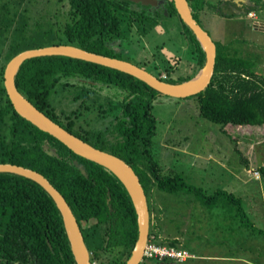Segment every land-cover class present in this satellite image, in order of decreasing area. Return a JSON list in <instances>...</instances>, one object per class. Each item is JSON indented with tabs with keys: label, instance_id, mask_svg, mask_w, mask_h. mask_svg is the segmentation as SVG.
<instances>
[{
	"label": "trees",
	"instance_id": "obj_1",
	"mask_svg": "<svg viewBox=\"0 0 264 264\" xmlns=\"http://www.w3.org/2000/svg\"><path fill=\"white\" fill-rule=\"evenodd\" d=\"M57 2L62 19L56 35L52 32L57 39L49 46L73 45L124 60L122 53L116 52L113 47L125 35L124 22L129 23V19L135 15L138 20L153 21L146 14V10L140 13L134 11L132 6L135 4L128 0ZM169 4V14L179 17L173 0ZM64 7L67 8L65 11ZM195 7L202 10L203 2L195 0ZM156 22L158 20L152 25ZM182 26L195 58L197 73L205 64V53L192 31L183 22ZM22 51L14 46L5 59L0 60V163L23 166L41 173L63 194L81 221H98L91 232H88L87 238L96 256L92 258L93 263L125 264L139 236L132 200L118 178L106 171L105 167L76 155L56 138L41 131L16 112L4 86V72L10 60ZM165 68L168 74L166 81L175 83L170 80V70ZM256 68L257 63L253 58L246 57L233 45H217L215 74L210 86L206 91L190 97L198 100L201 117L222 125L224 131L232 127H263L264 76ZM161 75L162 72L159 77ZM192 77L179 83L189 81ZM75 80L81 82L74 89V101L83 99L82 107L104 109L108 106L112 111L121 109L117 130L122 140L118 146L102 149L119 155L131 165L146 192L149 189H158L169 194L192 192L193 189L182 178L163 176L153 156V139L157 135L158 125L153 109L159 93L146 83L101 65L54 56L26 61L19 70L16 84L19 91L41 112L81 138L72 128L74 122L67 125L61 120L56 104L51 100L59 87H62L63 95L67 91L73 93L71 86L74 83L71 81ZM104 87L120 91L123 95L122 101H109L107 105L94 101L96 90ZM63 113L67 114L65 110ZM72 116L73 113H70L69 118ZM83 140L88 142L85 138ZM46 142L54 146L55 156L50 155L48 149L44 148ZM68 155L86 166L89 177L83 175L70 160L62 159ZM256 172L264 181V162H260ZM108 193L113 208L111 214L107 204ZM222 196H226V199ZM221 200L225 201L223 205L234 207L238 219L247 218L242 199L226 195L223 191L206 197V203L213 208L219 206ZM103 213H107V219L101 218ZM244 219L241 221L243 224ZM104 220L109 221L107 236L98 230L99 222ZM152 236L161 245L185 250L178 240L160 241L154 232H151L150 237ZM105 244L114 256L107 261L98 257ZM30 255L39 264H76L61 214L49 194L29 179L13 174H0V264L25 262ZM151 263L144 261L142 264ZM258 263L264 264V260ZM154 264L175 263L155 260Z\"/></svg>",
	"mask_w": 264,
	"mask_h": 264
},
{
	"label": "rangeland",
	"instance_id": "obj_2",
	"mask_svg": "<svg viewBox=\"0 0 264 264\" xmlns=\"http://www.w3.org/2000/svg\"><path fill=\"white\" fill-rule=\"evenodd\" d=\"M209 12L201 15L200 20L216 44L238 48L243 55L253 58L256 71L264 76V12L253 11L257 20L232 15L235 17L232 21ZM61 13L57 0H0V60L14 46L23 51L48 47L57 39ZM149 23L145 27L136 23L129 28L128 22H124L125 35L116 46L117 51L122 48V52L126 49L130 54L122 58L157 77L161 72L167 74L165 67H168L170 80L175 83L192 77L194 64H189L185 41L177 30L179 25L183 28L180 19L167 20L166 27L158 26L153 31L149 28L154 24ZM79 82L71 81L73 93ZM61 90L59 87L51 97L58 112L70 113L79 108L81 101L75 102L74 94L67 91L63 95ZM96 92L94 101L104 105L121 96L120 91L107 87ZM153 114L158 125L152 150L161 174L178 176L193 189L177 194L148 190L150 209L154 211V235L164 242L178 240L195 255L184 264H245L243 258L263 261L264 181L257 177L256 171L260 162H264V126L232 127L224 131L222 125L201 117L196 98L175 100L159 95ZM218 191L242 199L247 218L238 219L234 207L223 205L224 200L219 206H209L206 197ZM154 261L150 260L151 264Z\"/></svg>",
	"mask_w": 264,
	"mask_h": 264
},
{
	"label": "water",
	"instance_id": "obj_3",
	"mask_svg": "<svg viewBox=\"0 0 264 264\" xmlns=\"http://www.w3.org/2000/svg\"><path fill=\"white\" fill-rule=\"evenodd\" d=\"M128 1L153 7H156L159 4L158 0ZM173 2L180 19L196 36L205 53L206 60L203 68L189 81L170 83L127 60L100 55L73 45H53L23 51L10 60L4 72V86L7 94L14 109L22 118L41 131L48 133L59 140L76 155L104 166L114 173L124 185L136 211L139 232L132 254L125 264H142L144 250L150 238V207L148 197L139 177L133 168L122 159L106 151L95 148L70 133L54 122L46 114L41 112L19 91L16 84V77L21 66L28 60L42 57L61 56L94 63L123 72L146 83L149 87L156 90L159 95L171 99L182 100L196 96L206 91L212 82L216 67L217 45L211 35L193 17L188 0H173ZM199 75L201 76L198 81L191 84L193 79ZM47 151L52 156L56 155L55 150ZM76 166L81 170L83 175H86L85 168L82 165L76 163ZM0 174L17 175L40 185L53 199L59 209L76 264H95L91 261L89 250L73 210L69 206L65 197L44 175L30 168L10 163H0Z\"/></svg>",
	"mask_w": 264,
	"mask_h": 264
},
{
	"label": "flooded vegetation",
	"instance_id": "obj_4",
	"mask_svg": "<svg viewBox=\"0 0 264 264\" xmlns=\"http://www.w3.org/2000/svg\"><path fill=\"white\" fill-rule=\"evenodd\" d=\"M159 4L156 7L153 6H144L142 4H135V6H132L133 10L140 12H144L143 10H146V14L148 16H150V19H152L153 21H149L150 25L158 20V23L156 22V24L152 27L149 28L150 31L155 30L158 26H164L166 27L167 24H165V21H176L177 16H171L169 14L168 9L170 8V4L169 1L170 0H158ZM203 2V9L202 10H198L195 7V0H188L189 6L192 10V14L193 17L195 18V20H197V22L203 27V25L201 24V15L205 16L208 13H210L209 11H212V14H215L217 16L223 17L227 20H234L235 17H233L232 15L236 16V18H242V17H247L249 12L255 11L256 13H261L264 12V0H218V2L214 3L212 0H200ZM251 10V11H250ZM137 15L133 16L132 18L129 19V28L134 25V24H139L140 26L145 27L146 23H148V21L144 22V20H138L137 19ZM181 22V20H180ZM182 24V22H181ZM183 27V26H182ZM204 28V27H203ZM205 29V28H204ZM177 30L179 31V34L184 36V28H181L180 25L177 28ZM264 30V29H263ZM208 32V31H207ZM209 33V32H208ZM214 40V39H213ZM119 43H121V39H118ZM216 43V42H215ZM117 44H114L113 47L115 49L116 52H121L122 55H129L130 53L127 52L128 50L123 49L122 52V48L119 49V51H117ZM217 45V44H216ZM126 51V52H125ZM130 62V61H129ZM93 83V82H91ZM77 88V86L75 87ZM97 93V92H96ZM95 93V94H96ZM74 94L73 99L76 97L75 93ZM94 94V95H95ZM120 94V93H119ZM93 95V96H94ZM123 96V95H121ZM119 96V98L114 99L113 101L115 103H119L122 101L123 97ZM81 101L79 108H77L76 110L70 111V113H73L72 118H69L70 113H67L66 115L61 111L60 113L57 110V114L61 117V120L67 124V125H71L72 122H74V124H72V128L77 132V134H79L82 138V140L85 138L88 140L85 141L87 143H89L90 145L94 146L95 148H98L100 150H103L102 147H115L118 146V143L122 140V137L119 135V131L117 130V122H118V118L120 117V115L122 114L121 109H114L113 111L111 110V108L105 107L104 109H99L97 107H92V108H85L82 107L83 104V99H78L77 101L75 100V102H79ZM109 104V103H108ZM83 122V124L81 123ZM85 123V125H84ZM104 123H107L105 128H102V126ZM61 126V125H60ZM99 126V127H98ZM63 127V126H62ZM64 128V127H63ZM65 129V128H64ZM68 131V130H67ZM71 133V132H70ZM72 134H74L75 136H77L75 133L72 132ZM78 137V136H77ZM80 138V137H78ZM80 138V139H81ZM59 141V140H58ZM63 144V143H62ZM53 145L50 142H46V144L44 145L45 149L48 150H55L53 149ZM106 151L120 159H122L119 155L112 153L109 150H103ZM153 151V150H152ZM56 152V151H55ZM73 152V151H72ZM74 153V152H73ZM154 156V155H153ZM81 157V156H80ZM62 158V157H61ZM83 158V157H82ZM65 160H70L75 166L76 163H79L80 165H82L85 168L86 171V176H88V172H87V168L86 166L81 163L78 159H75L72 155H68L66 156V158H62ZM86 159V158H84ZM88 160V159H86ZM123 160V159H122ZM91 161V160H89ZM125 161V160H123ZM93 162V161H92ZM126 162V161H125ZM96 163V162H95ZM127 163V162H126ZM98 164V163H97ZM128 164V163H127ZM100 165V164H99ZM129 165V164H128ZM102 166V165H101ZM131 166V165H130ZM77 167V166H76ZM104 167V166H103ZM132 167V166H131ZM78 168V167H77ZM133 168V167H132ZM79 169V168H78ZM106 171H108L111 174L112 173L110 170H108L107 168H105ZM80 170V169H79ZM134 170V168H133ZM81 171V170H80ZM135 171V170H134ZM82 173V172H81ZM136 173V171H135ZM83 174V173H82ZM137 174V173H136ZM115 175V174H114ZM116 176V175H115ZM138 176V175H137ZM89 177V176H88ZM117 177V176H116ZM139 177V176H138ZM140 179V178H139ZM119 180V179H118ZM120 181V180H119ZM121 182V181H120ZM141 182V181H140ZM52 184V183H51ZM142 184V183H141ZM53 185V184H52ZM123 185V184H122ZM54 186V185H53ZM124 186V185H123ZM143 186V185H142ZM55 187V186H54ZM56 188V187H55ZM144 188V187H143ZM57 189V188H56ZM58 190V189H57ZM145 190V189H144ZM59 191V190H58ZM127 191V190H126ZM60 192V191H59ZM146 192V191H145ZM61 193V192H60ZM62 194V193H61ZM63 195V194H62ZM108 198H107V204L109 206L110 209V214L113 213V208L111 206V197L110 194L108 193ZM146 195L148 197V194L146 192ZM66 199V198H65ZM67 201V200H66ZM148 202H149V197H148ZM69 204V203H68ZM70 206V205H69ZM149 207H150V203H149ZM154 212V211H153ZM153 212H151L150 209V213H151V226H150V234L152 232V226H155L153 224ZM75 214V213H74ZM77 222L80 226V229L82 231L85 243L87 245V248L89 250L90 253V257H91V261L93 257L95 256L94 251L90 248L89 246V241H88V232H91L90 230L94 227V224L98 221H96L94 223V221H91L89 223H85L84 221H81L78 217V215H75ZM102 219H107L108 215L107 213H103L101 216ZM109 226V221H102L99 222L98 227L101 233L105 234L107 236V229ZM107 255V256H105ZM114 257L113 254L110 253V249L109 247H107V245H104V248L101 249L99 251V256L101 259H104V257ZM30 258H26L27 260L25 262H17L16 264H39L37 261H35L34 258H32V256H29Z\"/></svg>",
	"mask_w": 264,
	"mask_h": 264
},
{
	"label": "built area",
	"instance_id": "obj_5",
	"mask_svg": "<svg viewBox=\"0 0 264 264\" xmlns=\"http://www.w3.org/2000/svg\"><path fill=\"white\" fill-rule=\"evenodd\" d=\"M250 19H256L257 16L252 12L248 14ZM161 78L163 80H167L168 74H162ZM257 177L259 178L260 175L257 172ZM195 258V255L191 254L187 250H183L177 247L169 246V245H161L158 243L155 236L149 238L148 243L145 247L144 254H143V262H149L150 260H158V261H173L178 263L187 262L190 259ZM142 262V263H143Z\"/></svg>",
	"mask_w": 264,
	"mask_h": 264
},
{
	"label": "crops",
	"instance_id": "obj_6",
	"mask_svg": "<svg viewBox=\"0 0 264 264\" xmlns=\"http://www.w3.org/2000/svg\"><path fill=\"white\" fill-rule=\"evenodd\" d=\"M182 39L185 41L184 42V46H186V54H189V56H190V59L188 60L187 58H186V60H188V62H189V64H194V68H195V58H194V55H193V53L191 52V46L188 44V41H187V38H186V36L184 35L183 37H182ZM183 46V47H184ZM195 70V69H194ZM200 71V70H199ZM198 71V72H199ZM197 72V73H198ZM193 73H195L193 76L195 77L196 75H197V73L194 71ZM194 77H192V78H194ZM226 260H231L230 258H226ZM189 261V260H188ZM187 261V262H188ZM242 261H244V263L245 264H259L258 262H253V260H247V259H244L243 258V260Z\"/></svg>",
	"mask_w": 264,
	"mask_h": 264
},
{
	"label": "bare ground",
	"instance_id": "obj_7",
	"mask_svg": "<svg viewBox=\"0 0 264 264\" xmlns=\"http://www.w3.org/2000/svg\"><path fill=\"white\" fill-rule=\"evenodd\" d=\"M201 74H202V73H201ZM200 76H201V75H199L198 77H196L195 79H193V81L191 82V84L196 83V82L198 81V79H199Z\"/></svg>",
	"mask_w": 264,
	"mask_h": 264
}]
</instances>
